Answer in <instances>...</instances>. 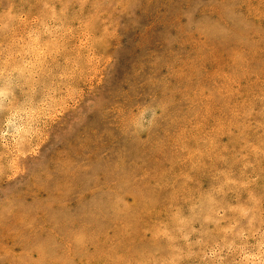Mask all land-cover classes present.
<instances>
[{"label":"rangeland","instance_id":"374dc122","mask_svg":"<svg viewBox=\"0 0 264 264\" xmlns=\"http://www.w3.org/2000/svg\"><path fill=\"white\" fill-rule=\"evenodd\" d=\"M0 264H264V0H0Z\"/></svg>","mask_w":264,"mask_h":264}]
</instances>
